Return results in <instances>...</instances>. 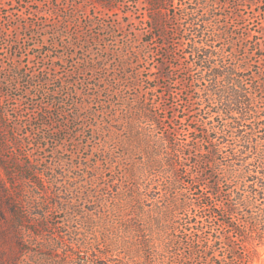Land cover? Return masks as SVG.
I'll return each instance as SVG.
<instances>
[{"label":"rangeland","instance_id":"374dc122","mask_svg":"<svg viewBox=\"0 0 264 264\" xmlns=\"http://www.w3.org/2000/svg\"><path fill=\"white\" fill-rule=\"evenodd\" d=\"M173 3L154 9L148 0H0V264L78 263L83 250L77 239L92 237L102 228L99 220L92 219L98 222L91 225V219L79 217L82 208L76 191L106 183L110 188H105V205L113 206L111 195L116 191L135 181L151 182L155 177L151 171L123 156L121 137L126 133H121L125 125L121 121L127 117L126 107L138 117L145 113V103L160 122L159 132L173 124L183 130L201 128L203 112L196 109L203 104L194 88L198 83L193 82L199 71L190 66V45L183 31L176 30L184 16L175 4L178 0ZM220 4L219 13L226 15L223 21L230 30L248 33L246 46L251 42L254 50L257 42L264 47V0H220ZM156 15L169 32L173 53L168 58L161 55L166 49L159 46L163 40L154 38L149 29ZM256 53L254 71L258 63L264 65V52ZM161 70L169 77L158 79ZM47 75L49 82L41 83ZM61 83L66 84L64 90L52 96ZM259 95L264 96V86ZM53 98L61 104L51 106ZM170 105L177 110L165 119ZM62 111L68 114L61 115ZM73 113L82 118L75 119ZM261 119L258 130L264 137V116ZM77 124L81 127L75 128ZM61 127L59 133H51ZM60 134L64 141L55 145L52 138ZM132 164L140 170H131L135 180L124 175ZM186 181L179 183L181 191L194 198ZM228 186L218 185L221 195L210 201L226 203ZM160 189L156 191L163 193ZM71 196L66 207L61 199ZM8 201L16 213H11ZM85 208L99 214L95 204ZM112 213L114 219L108 221L115 223L117 214ZM184 213L180 208L173 211L182 219ZM11 225H16L15 233ZM257 251L250 264H264V245Z\"/></svg>","mask_w":264,"mask_h":264},{"label":"trees","instance_id":"16d2710c","mask_svg":"<svg viewBox=\"0 0 264 264\" xmlns=\"http://www.w3.org/2000/svg\"><path fill=\"white\" fill-rule=\"evenodd\" d=\"M148 1L154 9L174 5V0ZM175 4L184 16L182 27L176 30L183 31L190 45V66L199 71L193 82L201 86L194 88L199 93L197 100L203 104L196 109L203 112V124L201 128L184 130L173 124L166 132H159L160 122L145 103V113L138 117L126 107L127 117L121 121L125 124L121 133H126L121 137L123 156L136 160L140 169H148L155 177H150L149 185L129 182L132 186L113 193V206L105 205V188H110L106 183L76 191L74 197L82 208L79 217L91 219V225L98 222L92 219L99 220L102 228L92 237L77 239L83 251L76 264H250L259 255L257 246L264 245V137L258 130L264 116V96L259 95L264 86V65L258 63L257 71L251 65L258 58L257 50L264 52V47L254 42L253 50L251 42L245 45L250 39L248 33L230 30L223 21L226 15L219 13L220 0H191L184 4L178 0ZM150 20L153 37L161 38L159 46L166 47L161 55L168 58L173 53L169 49V32L159 24V15ZM169 75L161 70L157 78ZM49 76L41 83L49 82ZM66 84L73 85L72 81ZM66 84L57 85L52 96L64 90ZM156 86L149 88L155 90ZM61 102L53 98L50 104ZM213 106L218 110L212 111ZM176 108L166 107L165 119H170L169 112H176ZM62 112L61 115L68 114ZM73 114L77 120L82 118L79 113ZM62 129H51V133ZM52 140L57 145L64 137L60 134ZM192 140L201 145L190 144ZM135 155L141 158L134 159ZM124 170L125 178L132 180L136 174L131 170L140 171L135 164ZM182 175L191 181L181 179ZM88 180L92 182V178ZM181 181L192 187L194 198L181 191ZM223 183L230 185L224 191L226 203L211 202L214 196L221 195L217 186ZM158 188L163 193L156 191ZM67 192L73 194L71 190ZM68 198L61 199L66 207L73 200L72 196ZM87 203L95 204L99 214L86 209ZM8 206L12 214L16 213L9 201ZM179 208L185 211V219L173 214ZM112 212L117 214L115 223L108 221L114 219ZM11 228L15 233L16 225Z\"/></svg>","mask_w":264,"mask_h":264}]
</instances>
